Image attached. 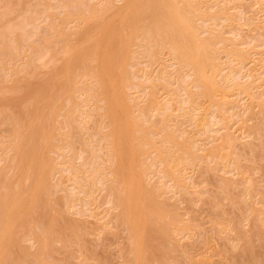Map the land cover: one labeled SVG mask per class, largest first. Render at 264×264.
Wrapping results in <instances>:
<instances>
[{
	"label": "bare ground",
	"instance_id": "bare-ground-1",
	"mask_svg": "<svg viewBox=\"0 0 264 264\" xmlns=\"http://www.w3.org/2000/svg\"><path fill=\"white\" fill-rule=\"evenodd\" d=\"M122 1L123 4L118 7L113 0H100L91 9L89 7L90 11L86 6V10L80 11L81 5H75L73 0V7L66 5L67 10H71L67 16L61 22L58 17L60 23L49 26L48 33L42 37V44H28L30 53L26 54L24 46L27 44L22 46L19 40H31L32 35L29 37L25 30L30 29L33 23H27L26 18L24 21L22 17L18 19L19 14L14 17L15 20H11L9 17L18 10L20 2L16 5V0H0V107L6 105V110L4 107L0 109V264H51L48 258H58H54L50 252H57L54 245L65 236H68L67 242L69 236L73 237L78 242L73 240L78 250L82 249L83 241H86L83 239L86 227L71 217L69 212L74 210L81 215L89 210L90 216H100L103 212L95 211L93 205L102 193L101 202L107 208L101 218H109L101 223L98 221L97 229L107 230L113 220L120 229L125 227L131 239V264H143L144 256L154 245V240L164 243L169 240L171 232L179 236L187 234L190 229L180 215L172 214L167 206L162 205L164 202L161 199L165 188L179 189L185 180L188 181L190 175L189 178L185 176L184 166H194L198 160V150L201 149L198 140L184 137V131H181L184 138L177 139L179 133L175 136L173 125L176 123L172 125V120L176 110L182 112V117L187 116L185 118L194 127L220 134L228 127L227 114L235 106L234 102L227 100V96H231L228 88H235L237 92L234 94L238 93V96L242 94L251 98L246 104L251 112L250 119L258 114L252 107L258 105L260 111L264 110V90H259L260 93L256 91L263 84L256 85L257 81L249 83L246 79V82H241L243 78L237 80L240 79L237 77L248 73L243 75L244 67L253 53L237 47L226 48L224 32L234 22V15L229 13V4L234 0H215L214 3L210 0ZM84 4L87 5L86 2ZM213 8L215 11L211 12ZM26 13L29 11L25 9ZM36 13L30 12L29 16L34 19ZM40 16H44V13ZM71 23L76 25L70 27ZM27 24L30 26H24ZM93 25H96L95 34L90 36ZM72 35L87 38L86 43H80L81 39L78 43L72 42ZM58 48L65 56L61 64L52 70L51 77L42 83L30 80L28 75H35L38 68L58 59ZM163 59L168 61L166 67L160 72L155 68L158 75H151L147 67H161L166 64ZM224 59L225 62H222ZM18 60L21 62L16 67L7 65ZM261 61V64L258 62L261 65H258L261 69L259 74L264 75V58ZM141 64L146 65V69ZM168 67L173 70L169 71ZM224 70L227 71L225 74L222 73ZM19 73L24 74L26 84L21 83L22 78L18 79ZM140 76L143 80L145 77L149 85L140 89L146 96L143 98L145 104L137 109L140 115H137L129 108L132 101L129 100L134 99L135 91L132 90V94L128 89L146 84L144 81L132 83V78ZM230 81L232 84L227 86ZM254 85L257 94H254ZM158 90H163V93L160 94ZM19 93L27 96V100H22ZM11 95L12 99L9 98ZM22 104L24 108H21ZM8 107L11 111L7 110ZM97 108L103 110L99 119L95 113ZM91 122L94 123L93 130L90 129ZM243 122L244 133H254V125ZM107 127L109 131H103ZM74 129L89 134V139L77 140L79 136ZM197 136L203 137L201 134ZM232 136L227 134L224 143H221L222 140L218 144L211 143V154L208 155L215 160L227 159V150L235 142ZM56 140L60 143L56 144ZM77 142L83 154H90L81 166L74 163V158L82 154L77 152ZM94 142L101 144L93 145ZM56 147L58 151L62 149L60 154L57 150L55 152L62 156L60 160L49 154ZM206 158L211 159L210 156ZM236 161H230V164L233 163L229 167L232 166L240 175L241 166ZM63 172H68L70 179H73L70 187L63 183ZM154 176L157 177L155 180ZM56 178L58 180L55 181ZM57 188L65 191L63 195L59 194L60 197H55L58 199V212L54 210L51 195ZM245 190L251 194L247 182ZM180 195L183 196V193ZM243 201L247 203L245 198ZM259 201L264 202L262 199ZM82 205H85V211L81 209ZM246 206L249 216H256L264 224V207L253 208L244 204V210ZM258 225L255 223L254 227L257 229ZM249 233L253 234L252 231ZM247 235L237 231L239 240H244ZM67 242L64 244L68 245ZM79 261L80 264H88L86 258Z\"/></svg>",
	"mask_w": 264,
	"mask_h": 264
},
{
	"label": "rangeland",
	"instance_id": "rangeland-1",
	"mask_svg": "<svg viewBox=\"0 0 264 264\" xmlns=\"http://www.w3.org/2000/svg\"><path fill=\"white\" fill-rule=\"evenodd\" d=\"M18 1L20 2V5H18V3H17ZM113 1H114V5L118 6V7L123 4L122 0H113ZM210 1H212V3H214L215 0H210ZM83 2L84 3L86 2L88 6L86 4H84ZM99 2H100V0H83V1L82 0H77V1L75 0V3L73 2V0H16V2H14V3H16V5H18L19 8L9 18L11 20H13V19L15 20V18L19 14L18 19H19V17H22V19L24 21V18H26L25 21L27 23H29V24H30V22L33 23L34 26L32 24H31V26L28 24L24 25L27 27L30 26L31 30L28 29L27 27H26L27 29L24 27L26 29V30L25 29L24 30L26 32H28L29 37H30V35H32V36L34 35L33 37L32 36L30 37L31 40H29V39L26 40L28 42L24 41L23 39L19 40L21 45L27 44L26 46H24V49H26V54H29L30 51H28V49L30 50V46L28 47V44L29 45H31V44L35 45L37 43L42 44V42H43L42 37L46 36L45 33H48L49 26L50 25H53V26L58 25L67 16L68 11H71L70 9L67 10L66 5H72V3H74L75 5H77V4L81 5L80 11H83V10H86L85 6L89 10V7L91 9V6H93V4L95 5V4H98ZM40 4H42V5H40ZM82 4H84V5H82ZM59 5L61 6L60 8L58 7ZM73 5H72V7H73ZM64 6L66 9L64 8ZM38 8H40V9H38ZM50 8H52V9H50ZM25 9L27 12L29 11V13L24 14ZM213 9L214 10H211V12L215 11V8H213ZM229 9H230L229 13L231 12V14L234 15V22L227 29L228 33L224 32V37L227 40V41H225V43H227V46L225 45L226 48H229V50H230V49L237 47V48H240L242 50L248 51L250 54L251 53L254 54V55L253 54L250 55L251 61L249 60L248 65L244 67L245 69L243 68L245 70L243 75L246 74V72H248V73L250 72L251 73V74L249 73L250 77L246 76V75H248V73H247L243 77L242 76L237 77L240 79H237V78L236 79L240 81L243 78L241 80V82L247 81L249 83L250 82L255 83L257 81L255 83L256 85H260L262 83L263 85L258 86L257 89L255 87L256 85H254V87H253L254 92H255V89L258 92H259V90H260V92H262V90H264V79H263L264 75L259 74L260 73L259 70H261V69L259 68L258 65H260L262 63L261 59L264 58V0H234V1H231V3L229 4ZM78 11H79V8H78ZM30 12L31 13L37 12L36 14L39 16L43 15V13H44V16L39 17L36 15L35 16L36 18L34 17V19H33L31 17V15L29 16ZM59 12H61V13H59ZM21 14H23V15H21ZM46 16H48V17H46ZM58 17H60L61 20ZM46 18H48L49 21L47 20V22H45ZM58 19L60 20L59 23H58V21H59ZM41 20H43V21H41ZM26 22H24V23H26ZM3 23H6V21H3ZM70 25H69L70 27H73V25H76V24L71 23ZM38 26L41 28H39ZM69 26H68V28H69ZM95 28H96V25H93L91 27V29L89 31L90 36L92 34H95ZM44 29H46V30H44ZM43 30L45 32H42ZM34 31H36L37 33H34ZM233 35L235 38L233 37ZM38 37L41 39H39ZM34 38H35V40H34ZM72 39H73L72 42L78 43L81 39L80 43L81 42L86 43L87 38H83L81 35H79V36L72 35ZM32 40L34 43L32 42ZM41 40H42V42H41ZM61 45H62V43L59 44L60 49H61ZM27 47H28V49H27ZM60 49L59 48L57 49L59 51V52L57 51V54L59 53L57 56L58 61L56 60L54 63H52L50 65L44 66L42 68H38V70H37L38 72L36 71L35 75L34 74L28 75V78L30 80H33V82H36V83L46 82L51 77L52 70L61 64V61L63 60V58L65 56L62 54ZM255 56H257V57L260 56V58L258 57L259 58L258 59L256 57V59H255ZM163 61L166 64L161 65V67L160 66L159 67L158 66L147 67L148 72L149 73L151 72L150 73L151 75H154V74L158 75L160 70H162L163 67L165 68L167 65L168 61H166V59L165 60L163 59ZM19 62H21V61L18 60L15 62H8L7 65L10 64V65H8L9 67H13L15 65V67H16V65H18ZM222 62H225V59ZM255 63H258V64H255ZM228 64H229V62L227 64L225 63L224 66H227ZM140 66L146 69V67H145L146 65L144 66V64H141ZM155 68H156V70L159 69L158 70L159 72H156ZM253 68H255V69H253ZM168 69H169V71L173 70V68H171V67H168ZM226 70L228 71V69H226ZM226 70H224L222 73L225 74L227 72ZM251 70L252 71L254 70V71L252 72ZM257 71H259V72H257ZM252 75L256 76V78L253 77L255 80L252 79ZM257 75H258V80H257ZM259 75L262 76L261 79H260ZM23 76H24V74H21V73H19L17 75L18 79L22 78V82L21 81L20 82L21 83L24 82L26 84L27 79H25V76L24 77ZM141 77L142 76L132 78L131 79L132 83H138V82L140 83V82L144 81V82H146V84L142 85V87H140V88H133V89L129 88L128 89L129 92L131 90L132 94L134 93L133 91H135V93L137 91L141 92L139 94V96H138L139 92H137L136 94L135 93L133 94L136 97L135 98L133 96L135 101H134V99L129 100V101L132 100L130 102L131 106H129L131 112L133 114H137V115H140V113H139L140 111H138V110H139L141 105L145 104L144 99L146 96V94L140 89H142V88L144 89V86L149 85V82L147 80H145L146 78L144 77V80H143V79H140ZM83 79H86V78L84 77ZM245 79H246V81H245ZM231 81L227 83V86L229 84H232V82L234 80L232 82ZM232 90H234V91H232ZM232 90H231V88L227 89L228 94H231V96L230 95L227 96V100L235 103V106L233 107V109L229 112V114H227L229 116V119H228L229 124L227 123V126L230 128V130L228 127H226V129L224 128L225 130L220 129L222 131L221 134L218 131H217L218 133H216V131H215V133H213L214 131H212V133H213L212 134L211 132L205 131L203 128L199 129L198 127H194L193 124H191V122L188 120V118H185L187 116L182 117V115L180 114V113H182L181 111L176 110L177 112L176 113L174 112L176 115L174 116V118L172 120V125L176 123L175 125H173V131L176 130L174 132L175 136L179 133V135L176 136L177 139H182V138L188 137V136L192 137L193 139L198 140V143H199L200 148H201L199 150H203V151L198 150V158H197L198 160H196V164L194 166H184L185 170L182 167L183 173L185 174V176L188 177L190 175L189 176L190 178L188 177L189 178L188 181L185 180V182L182 186L183 188L182 187L179 189L165 188L163 196L161 199L164 202V204H162V205L167 206L171 210L172 214L180 215V217L182 219H184V223H186L187 226L188 225L190 226V227L188 226L190 228L189 229L190 233L188 232L187 234L177 236L175 234V232H171L172 235L170 234L168 236L169 237L168 239L170 241L173 240L172 242H170L169 240H165V242L163 241L164 243H162L159 240H157V241L154 240V245H151L150 250H148L144 256L143 264L145 261H148V263H146V264H264V224H261V222H259L257 220L256 216H254V215L249 216V214L247 213L248 212L247 206L245 207L246 210H244V204L249 205L253 208L264 207V202L261 203V201H259L261 199L264 201V110L263 111L261 110L263 112L262 113L260 111V109H261L260 106L257 105V107H255V106L252 107L253 108L252 110L255 113L257 110L258 114H255L254 117L250 119L249 116H250L251 112L247 109L246 104H248L251 101L250 100L251 98L247 97V96L245 97V95H243L244 96L243 97L242 94H241V96H240V94L238 96V93L234 94V92L235 93L237 92L235 90V88H232ZM253 90H252V92H253ZM159 93L162 94L163 90H160ZM19 94L21 95L23 93H19ZM254 94H257V92H255ZM12 95L14 96V94H12ZM12 95L9 97L10 99H12ZM21 96L23 97L22 100H27V98H28L27 96H23V95H21ZM137 96L139 97L140 101L138 100ZM220 96L218 98H220ZM229 97H231V98H229ZM242 97L244 98V100L242 99ZM240 98H241V101H240ZM245 98L246 99L248 98L247 99L248 101ZM136 99L138 102L136 101ZM179 99H181V98H179ZM235 99H237L238 102ZM245 101L247 103H245ZM140 102H142V103H140ZM136 103H137V105H136ZM100 104H102V103L100 102ZM244 104L246 105V107ZM134 105H135V107H134ZM5 106L6 105H4L3 107L5 108ZM3 107L2 108L0 107V109H4ZM21 108H24L23 104H22ZM10 109L11 108H9V107L7 108V110H10ZM13 109L16 110V109H18V107H14ZM5 110H6V108H5ZM137 111H138V113H137ZM102 112H103L102 109L101 110L98 109L95 111L98 119L100 116L99 114ZM245 112H247V115ZM233 113H235V115ZM257 115L259 117H257ZM177 116H179V117H177ZM231 117H232V119H231ZM244 118H246V120ZM59 119H61V117H59ZM178 119L180 121H178ZM236 119H238V120H236ZM239 120H241V122ZM243 121H246V123L248 125H251V126L254 125L253 126L254 127V133H252L251 135H246L244 133L245 129H243V127H244ZM177 122H179V123L177 124ZM256 122L258 124H256ZM238 123H240V125ZM90 124L92 125V128H90V129L93 130L94 123L91 122ZM90 124H89V126L91 127ZM75 125H77V123H75ZM261 125H263V126L261 127ZM260 127L263 129V132H262V129H259ZM215 128H217V127H215ZM256 128H258L259 131H257ZM246 129H247V126H246ZM74 130L77 131L76 134L79 136V137H77L78 138L77 140L85 141L86 139H89V134L84 133L83 131H79L78 129H74ZM107 130L109 131V127L103 128V131H107ZM177 130H179V132ZM201 130H202V132H201ZM227 130H228V132L231 130L233 132L231 131L228 133ZM181 131H184V133ZM188 131L189 132L191 131V132L189 133ZM197 131L200 132V134L202 136H203V133H205V135L203 137L197 136V135H200ZM235 132H237V133L235 134ZM258 132H260V133L258 134ZM180 133H181V136H180ZM182 133H183V135H185L184 137H182L183 136ZM227 134L231 135V136L233 134L232 138L235 137V139H234L235 142H233V144H232L233 148L230 147V149L227 150V152H228V158L227 159L221 160V161L219 159L215 160L214 157L212 158L211 155H208V154H211V150H210L211 146L210 145H211V143L212 144L213 143L218 144V143H220L221 140H222L221 143L222 142L224 143L223 140H224V138H226ZM194 135H196L195 136L196 138L194 137ZM209 135H212V136H210L212 138H210ZM255 135H258L257 138L255 137ZM221 136H222V139H221ZM180 137H182V138H180ZM236 137L239 138V140ZM213 139L215 140V142ZM237 140H238V142H237ZM201 141H203V143ZM55 142H56V144L60 143V141H58V140H56ZM97 144L100 145L101 143L100 142H94L93 143V145H97ZM203 145H205V147H202ZM234 145H238V146H234ZM76 146H77V152L80 153L82 150V149H80V143L77 142ZM78 148L80 149V151L78 150ZM204 148H206L205 151H204ZM56 150L58 151L57 147H56L54 152L50 151L49 154L51 156L53 155L52 157H56V160H60V157L62 158V156L55 153V152H57ZM61 150L62 149H59V151H58L59 154L61 153ZM207 150H209L208 153L206 152ZM81 153L82 154L80 155V157L77 156L78 158L77 157L74 158V163L78 166H81L82 162H84V160H86V158L90 155L87 152H85L86 155L83 154L84 152H81ZM151 155L153 156V154H151ZM200 155H202L203 158ZM206 155L208 157L210 156L211 159H209V158L207 159ZM230 155H232V156H230ZM235 156H236L237 160L239 159L238 161H236ZM58 157H59V159H57ZM148 159H150V158H148ZM233 159H234V161H236V163L238 162L237 164L239 165V167L241 166L240 175L238 174L237 171H235V170H233V168H231L232 166L229 167V165H231L233 163V162H231V164H230V161H233ZM224 162H225V165H224ZM217 164H218V166H217ZM226 164H228V165H226ZM226 166H227V168H226ZM228 171H230V172H228ZM149 177H151L150 179L152 180V176L150 175ZM154 177L155 178H153V180H155L157 178L156 176H154ZM242 177H243V179H242ZM62 178H63V183L65 182V184H64L65 186H69V185L71 186V184L73 183V179H70L71 175L68 172L64 173V177H62ZM54 180L56 181L58 179L56 178ZM186 182L188 185L185 184ZM246 182L248 185H250V192L249 193H251V194L246 193V190H245V183ZM220 183H223V184H220ZM185 186H187L186 187L187 189L185 188ZM69 187H67V188H69ZM55 190H53V191L56 192L57 194L54 192L53 193L51 192V195L53 196V199H54V200H52V204H54V206H53L54 210H56L58 212L59 204L56 203V202H58L57 198L60 197V195L62 193L64 194L65 191L60 189V188H57ZM60 190H62L64 192H62ZM197 190H199V191H197ZM194 191H195V193H194ZM189 192L192 193V195ZM196 192H198V193H196ZM179 193L180 194L183 193V196L180 195ZM167 194L168 195L170 194V195L168 196ZM99 195L101 196V198H100V196H98L100 199L96 200V203L93 205V208L95 209V211H98L100 213L103 212V214H104L105 213L104 209L107 208V205H104V204H102L104 202H101V201H103L102 196H104V193L99 194ZM56 196H57V198H55ZM181 197H183L182 198L183 200L181 199ZM244 198L246 199L247 203H244V201H243ZM176 199L178 200V202H176L177 201ZM188 199H191V200H188ZM257 200H258V202H257ZM97 201H100V203H98ZM97 204H99L98 205L99 207L97 206ZM84 206L82 205L81 209H83L85 211L86 209ZM108 206H109V204H108ZM46 208L47 207H45V209ZM245 211H246V213H245ZM85 212L86 213H84V214L81 213V215H80V213H77L74 210H71L69 212V215L71 217L78 219V221L82 222L86 227V231H85L86 235L84 234L85 238L83 237V239H85L86 241H83L84 245H83V247H81L82 249L78 250V248H77L78 242L76 240H74L73 237L70 238V236H69V242H70L69 243V242H67L68 240H66L68 238V236L67 237L65 236L63 238V240L65 242L62 240V241H60L54 245V248L57 250V252H55L54 250L52 253L50 252V254L51 255L53 254V257L58 258L59 261L57 259L54 260L51 257V258H48L50 263L54 264L57 262L56 264H63V263L65 264V262H66L67 264H69V263L72 264V262H73V264H80L79 260L81 258H86L88 261L87 262L88 264H131V259L133 258V254L130 252L131 239H130L129 231L126 230L125 227H122V226H121L122 228L120 229V227H118L116 225L114 220L110 222L111 225L109 224V228L107 230L99 231L97 229L98 224H99L98 221L100 223L102 221H107V219L109 217H105L102 219L101 217L103 214H100V216L95 217V216L89 215V212H90L89 210H86ZM84 215H87V216H84ZM255 217H256V222H255ZM58 220H60L61 223L63 222L62 219H58ZM237 220H239V221H237ZM236 223L238 226L235 225ZM255 223L257 225L259 224L258 225L259 227L257 226L258 227L257 229H256V227H254ZM116 227H118V228H116ZM119 230H121V232H119ZM122 230L125 232H123ZM237 231L243 232L244 234L247 233L248 235L244 237V240H243V238H241L239 240L237 238L238 237ZM249 231L250 232L252 231L253 234L249 233ZM174 237H176V239H174ZM126 239H127V241H126ZM73 240L76 241L77 244H75V242ZM66 242L68 243V245L69 244L70 245L69 246L65 245L64 243H66ZM71 242H73V243H71ZM122 242H123V244H122ZM168 242H170V243H168ZM26 244H30V242H27ZM82 250H83V252L80 253V251H82ZM77 254H78V256H77ZM89 255H91V256H89ZM170 258H171V260H170Z\"/></svg>",
	"mask_w": 264,
	"mask_h": 264
}]
</instances>
